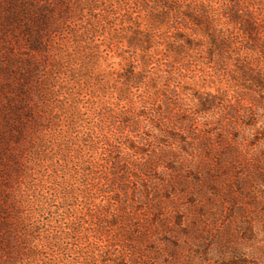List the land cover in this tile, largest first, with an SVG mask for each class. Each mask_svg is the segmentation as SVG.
Returning a JSON list of instances; mask_svg holds the SVG:
<instances>
[{
    "label": "trees",
    "instance_id": "1",
    "mask_svg": "<svg viewBox=\"0 0 264 264\" xmlns=\"http://www.w3.org/2000/svg\"><path fill=\"white\" fill-rule=\"evenodd\" d=\"M2 22L26 35V104L0 264H150L127 240L138 205L166 219L143 177L191 163L200 124L264 171V0H3Z\"/></svg>",
    "mask_w": 264,
    "mask_h": 264
},
{
    "label": "rangeland",
    "instance_id": "2",
    "mask_svg": "<svg viewBox=\"0 0 264 264\" xmlns=\"http://www.w3.org/2000/svg\"><path fill=\"white\" fill-rule=\"evenodd\" d=\"M2 3L0 0V191L4 171L11 172L8 155L19 151L15 142L17 108L26 104L18 75V65L26 59V35L22 37V31L13 26L3 29ZM185 94L191 95L189 91ZM197 131L184 148L186 153L182 152L188 159L194 156L191 163L177 167L175 173L160 167L150 179L143 177L144 183H163L161 207L166 219L156 221L154 208L144 205L132 211L138 216L134 226L140 231L135 241L127 239L134 255L140 263H148L151 257L150 264H264L261 165L237 158L230 137L227 141L217 138L220 133L215 126L200 124ZM142 191L151 197L148 188ZM1 205L0 197V255Z\"/></svg>",
    "mask_w": 264,
    "mask_h": 264
}]
</instances>
